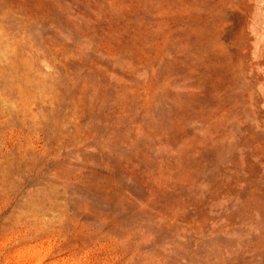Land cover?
Segmentation results:
<instances>
[{
    "label": "rangeland",
    "instance_id": "1",
    "mask_svg": "<svg viewBox=\"0 0 264 264\" xmlns=\"http://www.w3.org/2000/svg\"><path fill=\"white\" fill-rule=\"evenodd\" d=\"M0 264H264V0H0Z\"/></svg>",
    "mask_w": 264,
    "mask_h": 264
}]
</instances>
